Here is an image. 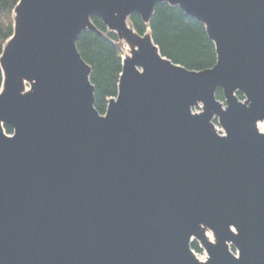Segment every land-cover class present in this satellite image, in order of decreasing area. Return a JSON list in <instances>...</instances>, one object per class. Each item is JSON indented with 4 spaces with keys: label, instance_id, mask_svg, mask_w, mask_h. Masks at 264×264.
I'll use <instances>...</instances> for the list:
<instances>
[{
    "label": "water",
    "instance_id": "obj_1",
    "mask_svg": "<svg viewBox=\"0 0 264 264\" xmlns=\"http://www.w3.org/2000/svg\"><path fill=\"white\" fill-rule=\"evenodd\" d=\"M158 3L206 26L213 68L174 64L130 25ZM14 13L0 58V264H264V0H19ZM93 17L132 49L105 115L77 47L101 35Z\"/></svg>",
    "mask_w": 264,
    "mask_h": 264
},
{
    "label": "trees",
    "instance_id": "obj_2",
    "mask_svg": "<svg viewBox=\"0 0 264 264\" xmlns=\"http://www.w3.org/2000/svg\"><path fill=\"white\" fill-rule=\"evenodd\" d=\"M18 2L19 0H0V56L4 43L14 33V10ZM93 23L103 35L84 32L78 39L77 47L83 60L91 67L90 79L95 88V108L104 115L109 99L118 95L122 58L116 43L117 35L108 32L100 18L94 17ZM130 23L140 34L150 28L152 39L161 54L174 64L201 71L213 68L217 63L216 47L209 39L204 24L187 16L178 6L158 3L148 26L139 14H133ZM2 81L0 67V89ZM216 96L218 100L224 101L221 89H218ZM238 96L244 100L242 93ZM6 131L13 134L10 126H6ZM192 248L198 250L195 243Z\"/></svg>",
    "mask_w": 264,
    "mask_h": 264
},
{
    "label": "rangeland",
    "instance_id": "obj_3",
    "mask_svg": "<svg viewBox=\"0 0 264 264\" xmlns=\"http://www.w3.org/2000/svg\"><path fill=\"white\" fill-rule=\"evenodd\" d=\"M119 45H120L121 51H122V42H119ZM122 54H123V51H122ZM28 88H30V86H28ZM200 110H201V108L197 107L194 111L195 112H201ZM214 124L216 125V129L217 130L220 129L222 131V128L219 126L217 121H214ZM206 230H207V233H211L212 238L215 239V236H214L213 232L210 231L209 229H206ZM192 243H195L197 245V247H198V250L194 251V254H195L196 258L199 259L200 261H205L206 262L208 260L209 256H208L207 252L205 251V249L201 248L200 243L197 242L195 239L192 240ZM230 248H231L232 251H233V249L235 250V248L232 245H231Z\"/></svg>",
    "mask_w": 264,
    "mask_h": 264
},
{
    "label": "bare ground",
    "instance_id": "obj_4",
    "mask_svg": "<svg viewBox=\"0 0 264 264\" xmlns=\"http://www.w3.org/2000/svg\"><path fill=\"white\" fill-rule=\"evenodd\" d=\"M122 51H123V56L125 58L131 56V52H132L131 46L129 44H127L125 41L122 42ZM258 129L260 130V132L264 133V125L263 124L259 125ZM207 238L210 242L214 243L215 239L212 238L211 233H207Z\"/></svg>",
    "mask_w": 264,
    "mask_h": 264
}]
</instances>
